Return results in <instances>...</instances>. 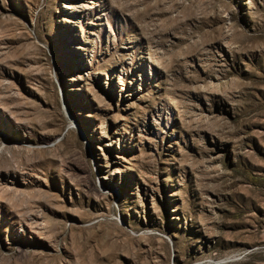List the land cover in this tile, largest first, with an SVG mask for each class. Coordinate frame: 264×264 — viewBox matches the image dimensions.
Masks as SVG:
<instances>
[{
    "label": "rangeland",
    "instance_id": "rangeland-1",
    "mask_svg": "<svg viewBox=\"0 0 264 264\" xmlns=\"http://www.w3.org/2000/svg\"><path fill=\"white\" fill-rule=\"evenodd\" d=\"M0 264H264V0H0Z\"/></svg>",
    "mask_w": 264,
    "mask_h": 264
}]
</instances>
